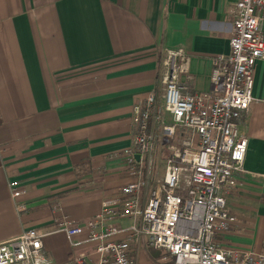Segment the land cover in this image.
<instances>
[{"label":"crops","instance_id":"crops-1","mask_svg":"<svg viewBox=\"0 0 264 264\" xmlns=\"http://www.w3.org/2000/svg\"><path fill=\"white\" fill-rule=\"evenodd\" d=\"M237 3L0 0V244L29 229L51 232L56 217L84 223L134 181L123 151L135 134V106L160 86L165 51H185L179 83L188 93L210 92L212 60L230 53ZM252 95L238 121L248 139L245 173L226 196L237 222L219 241L262 254V61L254 69ZM12 182L26 192L17 200ZM69 243L65 233L51 234L44 252L53 264L91 252L90 245L75 251Z\"/></svg>","mask_w":264,"mask_h":264},{"label":"built area","instance_id":"built-area-1","mask_svg":"<svg viewBox=\"0 0 264 264\" xmlns=\"http://www.w3.org/2000/svg\"><path fill=\"white\" fill-rule=\"evenodd\" d=\"M233 15L230 53L212 60L210 92L188 93L179 83L185 51H165L160 86L135 106V134L123 151L134 181L84 223L56 217L51 232L29 229L0 244V264H53L43 240L55 233H65L74 248L91 246L68 264H138L141 247L163 251L174 264H264V253H240L219 241L237 222L226 196L245 173L248 139L238 121L254 100L256 64L264 62V0H238ZM162 143L169 156L156 179ZM9 188L13 200L26 193L18 182ZM84 232L86 240L73 242Z\"/></svg>","mask_w":264,"mask_h":264},{"label":"rangeland","instance_id":"rangeland-1","mask_svg":"<svg viewBox=\"0 0 264 264\" xmlns=\"http://www.w3.org/2000/svg\"><path fill=\"white\" fill-rule=\"evenodd\" d=\"M165 57V56H164ZM167 141V140H166ZM167 145L165 143H162V146L160 147V150L158 152V156L156 159V179H161L164 176L165 173V162L166 158L169 156V151L167 149ZM127 234H120L116 237H114L113 240H121L126 238ZM88 237V233L84 232L81 235L75 236L73 239L84 241ZM70 244V243H69ZM89 245H81L74 248L75 251H82L85 250V247L87 248ZM139 258H138V264H174V261L171 257L166 255L163 251H157L145 247H141V250L139 252Z\"/></svg>","mask_w":264,"mask_h":264},{"label":"water","instance_id":"water-1","mask_svg":"<svg viewBox=\"0 0 264 264\" xmlns=\"http://www.w3.org/2000/svg\"><path fill=\"white\" fill-rule=\"evenodd\" d=\"M136 158H137V160H139V159H140V156H139V155H137V156H136Z\"/></svg>","mask_w":264,"mask_h":264}]
</instances>
